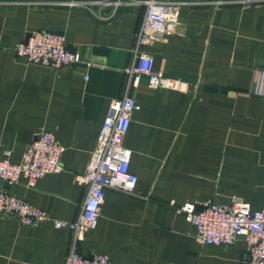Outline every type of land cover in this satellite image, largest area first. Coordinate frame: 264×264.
I'll use <instances>...</instances> for the list:
<instances>
[{"label":"crops","instance_id":"obj_1","mask_svg":"<svg viewBox=\"0 0 264 264\" xmlns=\"http://www.w3.org/2000/svg\"><path fill=\"white\" fill-rule=\"evenodd\" d=\"M94 1L0 0V160L20 164L41 131L65 148L60 173L34 188L24 179L0 188L67 223L86 199L78 177L110 104L124 96L145 14L135 4L104 20L83 5ZM183 1L194 4L181 9L177 33L141 51L188 89H150L143 78L131 90L139 109L124 146L138 185L132 195L107 190L97 229L79 244L83 256L107 255L112 264H248L243 240L203 245L176 208L237 196L264 210V97L252 93L264 73V0ZM41 31L64 34L81 63L55 70L17 57L15 47ZM72 240L51 221L25 226L0 216V264H64Z\"/></svg>","mask_w":264,"mask_h":264},{"label":"built area","instance_id":"obj_2","mask_svg":"<svg viewBox=\"0 0 264 264\" xmlns=\"http://www.w3.org/2000/svg\"><path fill=\"white\" fill-rule=\"evenodd\" d=\"M135 4L144 6L145 14L137 34L133 61L126 71L125 93L121 99L110 104L86 172L78 177V182L88 190L78 218L70 223L51 220L43 210L0 188V216L15 218L25 226L51 221L57 229L68 228L72 232L73 240L64 264H112L107 255L83 256L79 252V244L85 240L88 232L97 229L107 190L132 195L137 188L138 177L130 170L132 152L124 146L132 114L139 109L131 90L138 88L143 78H147L150 89L164 88L180 92L188 89V84L182 79L166 77L156 71L154 57L142 52L141 48L176 34L181 9L194 3L183 0H97L83 5L90 9L97 8V16L109 20L122 7ZM69 5L79 4L72 2ZM106 9L110 13L104 15ZM14 51L28 64L55 70L82 61L78 52L68 49L66 37L60 33H32ZM252 93L264 97V73L260 75ZM64 152L65 148L52 132L41 131L27 146L20 164L0 160V182L12 185L24 179L27 187L34 188L47 175L63 170L61 159ZM176 210L195 227V238L199 243L225 247L241 239L246 245L248 264H264V210L254 211L249 203L237 196H233L228 204L207 202L201 211H197L195 204H185Z\"/></svg>","mask_w":264,"mask_h":264},{"label":"water","instance_id":"obj_3","mask_svg":"<svg viewBox=\"0 0 264 264\" xmlns=\"http://www.w3.org/2000/svg\"><path fill=\"white\" fill-rule=\"evenodd\" d=\"M29 37H30V35L28 36V38ZM28 38H27V40H28ZM1 184H3L4 188H7L9 186V183H7V182H1ZM202 209H203V206H197V211H201Z\"/></svg>","mask_w":264,"mask_h":264}]
</instances>
